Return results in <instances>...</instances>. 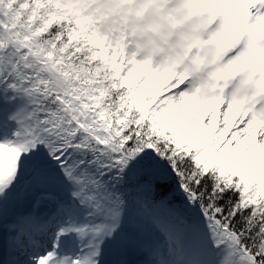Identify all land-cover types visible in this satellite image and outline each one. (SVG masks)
I'll list each match as a JSON object with an SVG mask.
<instances>
[{"label": "snow or ice", "instance_id": "obj_1", "mask_svg": "<svg viewBox=\"0 0 264 264\" xmlns=\"http://www.w3.org/2000/svg\"><path fill=\"white\" fill-rule=\"evenodd\" d=\"M0 264H264V0H0Z\"/></svg>", "mask_w": 264, "mask_h": 264}]
</instances>
